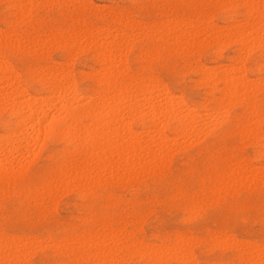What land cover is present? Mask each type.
I'll return each instance as SVG.
<instances>
[{"label": "rangeland", "instance_id": "374dc122", "mask_svg": "<svg viewBox=\"0 0 264 264\" xmlns=\"http://www.w3.org/2000/svg\"><path fill=\"white\" fill-rule=\"evenodd\" d=\"M17 5H25L27 9L14 7ZM236 5L252 8L238 10ZM257 13L261 18L264 0H0V45L4 42L0 47L3 49L0 62H8V72L14 73L12 76L15 75L18 83L13 88L6 84L0 86L3 103L0 104V137L16 129L14 118L7 110L8 102L16 97L25 100L28 95L48 98V84L42 79L50 75L52 69L64 67L71 73V89L81 95L77 94L78 98L87 99L72 104L74 112H79L83 104L104 89L88 76L101 70L99 44L117 37L116 45L120 44L117 54H121V59L113 66L119 67L122 74L115 77V86H132L137 99L141 98L140 104L145 106L137 105V100L131 102L140 106L137 110L140 114L127 121L130 132L141 138L139 151L143 157L146 145L152 146L154 154L160 151V145L165 148L159 156L161 165L154 158L149 161L144 158L148 165L133 161L126 171L122 168L123 176L114 167L104 178L92 176L85 183L86 187L78 188L67 170L78 171L86 166L84 152L72 149L63 140L59 134L62 128L42 138V142L37 141L38 146L30 143L33 156L23 157L26 161H22L21 167L25 168L14 163L10 177L0 180V260L11 259L15 264H75L87 258L86 245L93 248L99 245L100 252L104 250L100 241L108 240L111 233L115 238L121 235L127 245L137 243L148 250L158 248L160 251V248H173L176 243L183 242L186 246L180 255L189 254L195 259L191 264H240L241 259H260V244L264 241L261 211L264 209V177L262 180L250 177L252 180L244 181H237L236 177L239 170L248 175L256 169L255 174L264 169L263 143L246 130L250 126L260 130L264 127V43L258 44L262 40L258 38L264 34L260 32L264 25L260 18L258 20L259 15L255 16ZM252 24L263 28L257 31ZM242 28L260 34L253 33V38V34L247 31L245 34ZM189 29L197 34L190 36ZM211 31L221 32L212 34ZM236 32L239 37L234 34ZM126 33H130L129 37ZM218 34L222 35L216 36ZM232 35L235 37H230ZM247 50L251 52L248 54ZM121 61L122 67L119 66ZM64 70L62 74L66 73ZM222 75L243 76L249 92L237 91L232 98L234 101L221 102V90L226 86L220 80ZM150 82L156 83V87L162 84L164 87L157 90L175 96V104L182 101L183 105L178 103L177 106L180 109L196 112L199 118L194 128L197 132L191 129L197 135H190V130L184 131L177 126L165 112L162 95L159 98L162 116L157 119L158 128H153L144 117L149 95L154 96L157 91L149 86ZM139 92L144 97L139 96ZM56 100L54 98L50 103L53 105L46 107L50 108V115H56L55 107H59V100ZM220 108L222 112H215ZM158 136H162V141L155 139ZM116 154L119 152L112 156V162L123 157L130 159L128 156L133 152L121 154V157ZM163 155L167 156L164 161L160 160ZM238 211L242 213L239 219ZM110 256L107 253L108 259L114 258L120 264L145 262L143 257L132 253ZM163 259L166 264H177L170 256Z\"/></svg>", "mask_w": 264, "mask_h": 264}, {"label": "bare ground", "instance_id": "6f19581e", "mask_svg": "<svg viewBox=\"0 0 264 264\" xmlns=\"http://www.w3.org/2000/svg\"><path fill=\"white\" fill-rule=\"evenodd\" d=\"M35 1V0H33ZM250 1V0H249ZM252 1V0H251ZM263 2V0H262ZM35 3V2H34ZM55 3V2H54ZM246 4V3H245ZM251 4L250 2H248V5ZM254 4V3H252ZM259 4V3H257ZM11 6V5H10ZM261 4L259 5L258 9L260 8ZM26 8V7H25ZM24 8V9H25ZM249 8H252V7H249ZM248 8V10H249ZM27 9V8H26ZM253 9H256V8H253ZM252 9V10H253ZM247 10V11H248ZM262 10V9H261ZM260 10V11H261ZM29 11V10H27ZM250 11V10H249ZM263 11V10H262ZM248 14V13H247ZM15 15V14H14ZM254 15V14H252ZM259 15V13H257L255 16ZM264 15V13H263ZM15 16H18V15H15ZM128 16V15H127ZM262 16V15H261ZM252 18V17H251ZM255 18V17H254ZM260 15L258 17V20L260 21ZM174 19V18H173ZM207 19V18H206ZM210 20V19H209ZM256 20V21H258ZM177 21V20H176ZM184 21V20H183ZM255 21V20H254ZM164 22H166L164 20ZM172 22V21H171ZM181 22V21H180ZM186 22H189V21H186ZM196 22V21H195ZM247 22V21H246ZM262 23V21H260ZM124 23V22H123ZM175 23V22H174ZM185 23V22H184ZM211 23V22H210ZM189 23H187L188 25ZM198 24V23H197ZM246 24V23H245ZM130 25V24H129ZM159 25V24H157ZM179 25V24H178ZM191 25V24H190ZM211 25V24H209ZM236 25V24H235ZM244 25V24H243ZM253 27L255 29H257V31H260L259 29L263 28V27H258L256 28V25L255 24H252ZM255 25V26H254ZM174 26V25H173ZM180 26V25H179ZM194 26V25H193ZM231 26V25H230ZM242 26V25H241ZM249 26L251 25H248V28H250ZM263 26V25H262ZM142 27V26H140ZM159 28H161L160 26H158ZM171 27V26H170ZM175 27H178V26H175ZM190 27V26H189ZM225 27V26H224ZM232 27V26H231ZM239 27V26H238ZM245 27V26H244ZM100 28V27H98ZM126 28V27H125ZM130 28V26H129ZM201 28V26H200ZM221 28V27H220ZM219 28V30H220ZM235 28V27H234ZM241 28V27H240ZM132 29V28H130ZM140 29V28H139ZM205 29V27H204ZM237 29V28H236ZM235 29V30H236ZM246 29V28H245ZM264 29V28H263ZM261 29V34H263L264 32H262ZM86 30V29H84ZM102 30V29H100ZM99 30V31H100ZM118 30V29H117ZM120 30V29H119ZM184 30V29H183ZM190 30V36L192 35H196V34H192L191 32V29ZM228 30V29H227ZM240 30H243L242 32H249L250 30L253 31L252 27L250 28V30H244L243 28L240 29ZM240 30H238L240 32ZM90 30H88L87 32H89ZM93 31H96V30H93ZM103 31V30H102ZM157 31V30H155ZM186 31V30H185ZM209 31V30H208ZM206 31V33L208 32ZM223 31V29H222ZM250 34H253L255 33L257 36H259L258 34H260L259 32H252ZM117 32V31H116ZM131 32V31H130ZM151 32V31H149ZM178 32V31H177ZM198 32H199V28H198ZM202 32V31H201ZM204 32V31H203ZM214 31H211L210 33H212ZM221 31L219 32H215V33H212V34H216V33H220ZM228 32V31H227ZM231 32V31H229ZM233 32V31H232ZM240 32L239 34L242 35L243 33ZM247 32L245 34H247ZM93 33V32H92ZM102 33V32H101ZM136 33V32H135ZM180 33V32H179ZM205 33V34H206ZM238 32L234 33L236 34V37L240 36L239 34H237ZM76 34V33H75ZM107 34V33H106ZM128 34V33H126ZM130 34V33H129ZM129 34H128V37H129ZM186 34V33H184ZM224 34V33H222ZM222 34H218L216 36H219V35H222ZM229 34V33H228ZM244 34V35H245ZM249 34V35H250ZM255 34H253V38L255 36ZM108 35V34H107ZM132 35V34H131ZM178 35H181V34H178ZM199 35V34H198ZM197 35V36H198ZM231 35V34H230ZM69 36V34H68ZM165 36V35H164ZM201 36V35H199ZM204 36V35H203ZM215 37V35H212ZM245 36H248V35H245ZM252 36V35H251ZM264 36V34L262 35ZM2 37V36H1ZM109 37H112V36H109ZM174 37V36H173ZM230 37H235L234 35L230 36ZM21 38V37H20ZM52 38V37H51ZM76 38V37H75ZM185 38V37H184ZM225 38V37H224ZM224 38H221V39H224ZM249 38H252V37H248ZM179 39V38H178ZM181 39V38H180ZM209 39V38H208ZM226 39V38H225ZM256 39V38H255ZM259 39H262L261 37L258 38ZM2 40V39H1ZM7 40V39H6ZM34 40V39H33ZM66 40V39H65ZM69 40V39H68ZM106 40V39H105ZM112 41H108V43L106 42H101L99 44V53L101 55L98 56L101 60V63H102V67H101V70H99L97 73H90L88 76L92 79V81L94 80V82L97 84V85H100L101 87H103L104 89H102V91H99L97 93H95V98L94 99H89L87 102L86 101H83V102H86L85 104H83V108L79 111V112H74V110L72 109V104H74L76 101L79 103L80 101L82 100H87L86 98L85 99H81V98H78L80 97L81 95H79L78 93L75 94V91L71 89V83H70V79H71V73H68L67 71H65L64 67H60L59 69H55L52 71H50V75L47 74V77L46 78H43L42 80L44 81V84H48V98H42V96H38L39 98H35V97H32V96H27L26 97V93H24L25 95L24 96V99L25 97L27 99L25 100H20V97H16L12 100H10V103L8 102L7 105L8 106V111H10V116H12L14 118V124H15V127L16 129L14 131L11 132V134L9 133V135L7 136L6 134V137H4L2 135V137H0V180L1 179H5V178H8L10 177V174H11V165H13L14 163L20 167V168H25V167H21L22 165V161H23V157L24 156H33L32 155V152H31V146L29 145L31 143L32 146H38L36 145V142L37 141H41V139L43 138H46L48 136H51L54 133V125L55 124H62V131L59 133L60 136L63 138V140L67 141L68 144H70V146L72 147V149H79V150H82L84 152V167H81L79 168V170L77 171H73L71 172L70 170H67V174H70V177H71V181L75 184V186H78L79 187H83L85 186L86 182L89 181L91 179L92 176H94V178L96 179L95 176H97L98 178H104V176L107 174L106 172L108 171H111L114 169V167L119 171V173H121L120 171L123 170L122 168H124V171H126L125 169H127L129 166V164H131L133 161H137L136 164L138 163H144V158H148L147 160L149 161V159H155L159 162V156L163 154V151L165 150V148H161L162 145H160V151L157 153V154H154V152H151V148L152 146H145L144 150L145 151V157H143L142 155V152L139 151V148H140V141L139 139L141 138H138V137H135L131 132H130V129L127 125V121L129 120V118L131 117H136L137 114H140V112H138L137 110H140L138 107L140 106H137V105H141L140 102L141 98L140 99H137V96L135 93L134 94V89L132 90V86H126V87H123V88H119V87H116L115 86V77L118 76V73L122 74L121 72L118 71L119 67L117 66H113L114 64H118L120 62V53L119 55L117 54V51H119L117 48V45L118 47L120 46V44H117L118 43L116 40L117 37H113L111 39ZM184 40V39H183ZM199 40V39H197ZM206 40V39H205ZM228 40V39H226ZM47 41V40H46ZM96 41V40H95ZM202 41V40H201ZM245 41V40H244ZM242 40V42H244ZM251 41V40H250ZM262 40H259L258 41V44L261 42ZM10 42V41H9ZM97 42V41H96ZM180 42V41H179ZM204 42V41H203ZM221 42V41H219ZM249 42V41H247ZM252 42H255V41H252ZM4 43V42H2ZM1 43V45L3 46V44ZM37 43V42H36ZM48 43V42H47ZM115 43V44H114ZM197 43H199V41H197ZM250 43V42H249ZM262 43V42H261ZM260 43V44H261ZM264 43V42H263ZM97 44V43H96ZM257 44V43H256ZM257 44V45H258ZM0 45V47H2ZM7 45V44H6ZM16 45V43H15ZM42 45V44H41ZM25 46V45H24ZM31 46V45H29ZM244 46V45H243ZM32 48V47H31ZM30 48V49H31ZM53 48V46L51 47ZM246 49V48H245ZM250 49V48H248ZM255 49V48H254ZM2 48H0V54H2ZM43 50V49H42ZM85 50V49H84ZM244 50V48H243ZM11 51V50H10ZM72 51V50H71ZM240 51H242V49H240ZM7 52V51H6ZM79 52V51H77ZM125 52V51H124ZM246 52H248V54L251 52H249V50H247ZM33 53V52H32ZM73 53V52H72ZM178 53V52H177ZM71 54V53H70ZM98 55V54H97ZM244 55V54H243ZM242 55V57H244ZM264 56V55H263ZM238 57V56H236ZM92 58V57H91ZM235 59V58H234ZM238 59V58H237ZM236 59V60H237ZM70 60V59H68ZM66 60V61H68ZM123 60H124V57H123ZM235 60V61H236ZM238 61V60H237ZM71 63V61L69 62ZM68 63V64H69ZM122 63V61H121ZM240 63V62H239ZM66 64V63H65ZM97 64V63H96ZM122 65L124 66V64H120L119 66L122 67ZM10 65L5 63V61L3 62H0V86H4L3 84H6L10 87H12L13 85L14 86H17V81L16 79L14 78V76L10 75L9 74V70ZM204 66V65H203ZM228 66V65H227ZM233 66V65H232ZM9 67V68H8ZM199 67V66H198ZM196 66V68H198ZM229 67V66H228ZM235 67V66H234ZM230 68V67H229ZM38 69V68H37ZM235 69V68H234ZM238 69V66L237 68ZM241 69V68H239ZM13 70V69H11ZM66 72V73H63L62 72ZM202 70V69H201ZM200 70V71H201ZM205 70V69H204ZM221 70V68H220ZM230 70V69H229ZM123 71V70H122ZM227 71V70H226ZM232 71V69H231ZM242 71V70H241ZM13 72V71H12ZM220 72V71H219ZM234 72V71H233ZM48 73V72H47ZM209 73V72H208ZM236 73V72H235ZM41 74V73H40ZM73 74V73H72ZM204 74V73H203ZM202 74V75H203ZM211 74V73H210ZM213 74V72H212ZM223 74V73H222ZM240 74V73H239ZM17 76V75H16ZM211 76V75H210ZM214 76V75H213ZM228 77V78H227ZM227 77L225 75H222L220 77V80L225 83V87L223 88V90H221V102H224V100H231L235 94V92H242L244 90H246V88L248 87V85L245 83L246 81L243 79V76L240 77L239 75L238 76H234L232 78H229V76L227 75ZM38 78V77H36ZM73 78V77H72ZM201 78V76H200ZM204 78V77H203ZM202 79V78H201ZM206 79V78H204ZM263 79V78H262ZM113 80V82H112ZM153 81H154V78H153ZM110 82H112V84H110ZM155 82V81H154ZM262 82V81H261ZM260 82V84H261ZM264 82V81H263ZM143 84V83H142ZM148 84V83H146ZM145 84V85H146ZM258 83L256 82L255 84H252L253 85V88L255 85H257ZM141 85V84H140ZM153 86L154 88V91L157 90V89H162L160 86H162V84H159L160 86L156 87L154 85H157L156 83L154 84H149V86ZM251 85V86H252ZM19 86V85H18ZM134 86V85H133ZM260 86V85H259ZM8 87V88H10ZM74 87V86H73ZM72 87V88H73ZM164 87V86H162ZM2 88V87H0ZM13 88V87H12ZM152 88V87H151ZM152 88V89H153ZM252 89V87H250ZM11 89V88H10ZM23 88L21 87V90ZM13 90H16L15 87ZM20 90V89H19ZM15 91L18 93V91ZM142 90V89H141ZM140 90V91H141ZM166 90V89H165ZM133 91V92H132ZM137 91V90H135ZM233 91V92H232ZM255 91V90H254ZM258 91V90H257ZM22 92V91H20ZM25 92V91H23ZM147 92V91H146ZM165 93H162L161 90H157L154 94V96H151L149 95V102H148V106H147V109H146V113L144 115V117L152 123V126L153 128H158L159 126V119L158 117L162 116L161 114H159V112L161 113L162 109H161V106L162 105H159V101H160V97L162 95V101L166 107V111L168 113V115H170L171 118H173L176 122H177V126L180 127L182 130L186 131V130H190V135L195 133L196 134V130L194 128V124L195 122L197 121V118L198 115L196 114V112L194 111H191L192 109H187V105L183 106L185 107L186 109L185 110H182L180 109L178 106V103L175 104V102L177 101H173V100H176V99H173L175 96L172 95V97L170 96L171 94H169V96L167 95L168 93L166 91H163ZM246 92H249L246 90ZM245 92V93H246ZM11 93V92H10ZM15 93V94H17ZM125 93H129V94H125ZM149 93V92H148ZM162 93V94H161ZM167 93V94H166ZM14 94V93H13ZM12 94V95H13ZM14 94V95H15ZM23 94V93H22ZM77 94L79 95L77 97ZM239 94V93H238ZM19 95H21V93H19ZM47 95H44V96H47ZM142 95L141 92H139V96ZM18 96V95H17ZM21 96V97H23ZM91 96V95H90ZM143 96V95H142ZM141 96V97H142ZM148 96V95H147ZM164 96V98H163ZM244 96V95H243ZM32 97V98H31ZM37 97V96H36ZM41 97V98H40ZM85 97V96H83ZM82 97V98H83ZM93 97V96H92ZM144 97V96H143ZM242 97V96H241ZM56 98L59 100V107L56 108L55 107V111H56V115L55 114H52L50 115L48 113V110L50 109H46V107H50V105H53V104H50L52 102V100ZM91 98V97H90ZM181 98V97H180ZM237 98V97H236ZM11 99V97H10ZM145 99V98H143ZM179 99V98H178ZM56 100V101H58ZM80 100V101H78ZM138 101L136 102L137 105H133L131 104L132 101ZM140 100V101H139ZM236 100V99H235ZM240 100V99H239ZM248 100V99H247ZM55 101V100H54ZM146 102V100H144ZM179 101V100H178ZM232 101H234V99H232ZM2 102V99H0V104H3L1 103ZM181 104L183 103L182 101H180ZM231 102V101H229ZM228 102V103H229ZM53 103V102H52ZM57 103V104H58ZM134 103V104H136ZM139 103V104H138ZM233 103V102H232ZM55 104V105H57ZM144 104V103H143ZM142 104V105H143ZM147 104V103H146ZM180 104V103H179ZM180 104V105H181ZM141 105V106H142ZM183 105V104H182ZM181 105V106H182ZM2 106V105H0ZM58 106V105H57ZM135 106V107H134ZM137 106V107H136ZM143 107H145L143 105ZM228 106H226L227 108ZM53 108V106H52ZM138 108V109H137ZM191 108V107H190ZM1 109V107H0ZM3 109V107H2ZM184 109V108H183ZM223 109V108H222ZM229 109V108H227ZM189 110V111H188ZM225 110V109H223ZM4 111V110H2ZM144 111V110H143ZM212 111V110H211ZM216 111H221V108L219 110H215ZM54 112V111H53ZM145 112V111H144ZM144 112H141V113H144ZM219 112V113H221ZM227 112V111H225ZM209 113V112H208ZM214 113V111L212 112ZM223 114V113H222ZM201 115V114H200ZM204 115V114H203ZM206 115V114H205ZM217 114H215L214 116H216ZM225 115V114H224ZM55 117V120L54 118ZM167 117V116H166ZM210 117V116H209ZM213 118V117H212ZM215 118V117H214ZM81 119H87L88 120V124L87 125H84V124H81ZM158 119V120H157ZM163 119V117H162ZM168 119V118H166ZM221 120V119H220ZM224 120V119H223ZM263 120V119H262ZM158 121V122H156ZM164 122V121H162ZM198 122V121H197ZM215 122V121H214ZM208 123V122H207ZM217 123V122H216ZM219 123V122H218ZM210 124V123H208ZM163 125V124H162ZM212 125V124H211ZM198 127V126H197ZM215 127V126H214ZM152 128V127H151ZM195 130L196 132L192 131V129ZM204 128V127H203ZM153 129V130H154ZM147 130V129H146ZM157 130V129H156ZM160 130V128H159ZM158 130V131H159ZM199 130V129H197ZM206 130V129H205ZM210 130V129H209ZM208 130V131H209ZM247 132L252 134L254 137L255 136H258V138L262 141L263 143V146H264V133L261 132V130L259 129V127L257 126H250L248 128H246ZM143 131V130H142ZM149 131V130H148ZM152 131V130H151ZM184 131H180L181 133L184 132ZM137 132V131H136ZM145 132V131H144ZM153 132V131H152ZM162 132V131H160ZM179 132V133H180ZM156 133V132H155ZM158 132L155 134L157 135ZM184 134V133H183ZM200 134H203V130ZM140 135V134H139ZM154 136V135H153ZM165 136V135H164ZM156 137V136H154ZM152 138V137H150ZM162 138V136H158V138H155V139H160ZM164 139V138H163ZM173 139V138H172ZM175 139V137H174ZM173 139V140H174ZM147 140H149L147 138ZM161 140V139H160ZM169 140V139H168ZM255 140V139H254ZM150 141V140H149ZM162 141V140H161ZM165 141H166V138H165ZM42 142V141H41ZM148 142V141H147ZM170 142V141H168ZM174 142V141H173ZM155 143V142H154ZM160 143V142H159ZM165 143V142H163ZM39 144V143H38ZM148 144H151V143H148ZM166 145V143H165ZM163 145V146H165ZM175 145V144H174ZM158 146V145H157ZM173 148V147H171ZM170 148V149H171ZM164 149V150H163ZM140 150H143V149H140ZM143 150V151H144ZM158 150V149H157ZM167 150V148H166ZM119 152V154H116V155H119L120 157L122 156L121 154H128L133 152V155H123V156H128L130 159L128 158H125L123 157L121 160L118 159L117 162H112L113 159H112V156L116 153V152ZM168 151V150H167ZM31 152V154H30ZM16 154V157L14 158V155ZM168 154V153H167ZM115 155V156H116ZM114 156V157H115ZM164 156V158H163ZM161 156L162 159L160 160H163L165 159L167 156L166 155H163ZM11 157V158H10ZM118 157V156H117ZM115 157V158H117ZM8 158V159H7ZM25 158V157H24ZM10 159V160H9ZM27 159V158H26ZM134 159V160H132ZM120 160V161H119ZM26 161V160H24ZM23 161V163H24ZM119 161V162H118ZM148 161H146V165H148ZM164 161V160H163ZM162 161V162H163ZM29 162V161H28ZM157 162V163H158ZM86 163V164H85ZM134 164V163H133ZM132 164V165H133ZM150 164H151V161H150ZM156 164V163H154ZM24 165V164H23ZM116 165H118L116 167ZM135 165V164H134ZM133 165V166H134ZM140 165V164H138ZM136 165V166H138ZM159 165L160 162H159ZM158 165H156L157 167ZM164 166V165H163ZM255 166V165H253ZM27 167V166H26ZM121 167V168H120ZM140 167V166H139ZM235 167V166H234ZM62 168V167H61ZM120 168V169H119ZM145 168L144 167V171H145ZM152 168V166H151ZM243 168V167H242ZM241 168V169H242ZM133 169V168H132ZM136 169V167H135ZM134 169V170H135ZM139 170V168H137ZM238 169V168H237ZM236 169V170H237ZM249 169V168H247ZM20 170V169H19ZM22 170V169H21ZM74 170V169H73ZM142 170V169H141ZM150 170V169H148ZM153 170V169H152ZM155 170V169H154ZM257 170V169H256ZM255 170V171H256ZM140 171V170H139ZM250 171V170H249ZM253 171V170H252ZM255 171H253L252 173L250 174H245L244 171H238L236 174V177H238L237 181H244L246 179H250V177H254V178H261L260 180H262L264 177V169L261 170V171H258L256 174H255ZM117 172V171H116ZM136 172V171H134ZM142 172V171H141ZM140 172V173H141ZM18 173V172H16ZM152 173V172H151ZM110 174V173H109ZM125 174V172H124ZM129 174H131L129 172ZM138 174V173H137ZM116 175L115 173L113 174V176ZM121 175L123 176V174L121 173ZM125 175H128V174H125ZM144 175V174H143ZM112 176V175H111ZM117 177V176H116ZM68 180H70L69 178H67ZM10 180V179H9ZM107 180V179H106ZM252 180V179H250ZM248 180V181H250ZM103 182V181H101ZM231 182V181H229ZM100 183V182H98ZM237 183V182H236ZM249 183V182H248ZM63 184V183H62ZM234 184V183H233ZM233 186V185H232ZM70 187V186H69ZM68 187V188H69ZM86 187V186H85ZM59 189V188H58ZM57 189V190H58ZM83 194V193H82ZM5 195V194H4ZM58 198V197H57ZM117 230V228L115 229V231ZM142 230V229H141ZM114 231V230H113ZM132 231V230H131ZM100 232V231H99ZM103 232V231H102ZM119 232V231H118ZM121 232V231H120ZM111 233V231L109 232ZM126 234L128 232H125ZM131 233V232H129ZM102 234V233H101ZM121 234H124V233H121ZM109 235V234H108ZM131 235V234H130ZM129 235V236H130ZM99 236V235H98ZM111 236L112 233H111ZM111 236H108L110 237L108 240H105V241H100L102 247H105V245H107V248H108V254H109V257H112L110 256V254L113 255L114 257V254L115 253H118V254H122V253H125V254H129V253H132V255L134 256H140V257H143L144 258V264H166V260L164 261L163 258H167L170 256V258H172V260H175V261H179V262H182V264H191V256L189 254H182L180 255V253H182L184 250V246H186L183 242H178L174 245L173 248H170V247H163V248H160L161 250L159 251L158 248L157 250H153V249H146V248H142V247H146L145 245H143L141 247L140 244H137V243H131V244H128L126 243L125 240L122 239L121 235L118 237V238H115V237H111ZM230 236V235H229ZM227 236V237H229ZM3 237V236H2ZM121 237V238H120ZM126 237V235L124 236ZM223 237V236H221ZM179 238V237H178ZM224 238V237H223ZM13 239V238H12ZM37 239V238H36ZM125 239V238H124ZM186 239V237H185ZM190 239V238H189ZM193 239V238H192ZM218 239V237H217ZM220 239V238H219ZM229 239V238H228ZM10 240V238H9ZM24 240V239H23ZM214 240V239H213ZM223 240V239H221ZM231 240V239H230ZM21 241V240H20ZM29 241V240H28ZM70 241V240H69ZM92 241V240H91ZM135 241V240H133ZM194 241V240H192ZM228 241V240H227ZM4 242V241H3ZM18 242V241H17ZM51 243V242H50ZM94 243V242H93ZM92 243V244H93ZM139 243V242H138ZM188 243V241H187ZM193 243V242H192ZM21 244V243H20ZM76 244V243H75ZM196 244V243H195ZM220 244V243H219ZM222 244V243H221ZM153 245V244H152ZM164 245V244H163ZM168 245V244H167ZM155 246V245H154ZM194 246V245H192ZM10 247V246H8ZM195 247V246H194ZM7 248V247H6ZM151 248V247H150ZM186 248V247H185ZM30 249V248H29ZM34 249V248H33ZM31 249V250H33ZM81 249V248H79ZM130 249V250H129ZM15 250V249H14ZM188 250V249H186ZM190 251V250H189ZM11 252V251H10ZM104 250H101L100 254L103 253ZM14 253V252H13ZM16 253V252H15ZM18 253V252H17ZM105 253V252H104ZM20 255V254H19ZM192 255V254H191ZM6 256V255H5ZM4 256V257H5ZM117 256V255H116ZM12 257V255H11ZM17 257V256H16ZM21 257V256H20ZM18 257V258H20ZM29 257V255H28ZM24 258V257H23ZM117 258H120L119 256ZM122 258V257H121ZM114 259V258H112ZM137 259V258H136ZM247 259H250V260H255V261H259L260 259H256V257H250V258H247ZM22 260H25V259H22ZM111 260V259H110ZM121 260V259H120ZM195 260V259H194ZM192 260V261H194ZM122 261V260H121ZM140 261V260H139ZM142 261V260H141ZM22 263V262H21ZM19 264V263H18ZM143 264V263H142Z\"/></svg>", "mask_w": 264, "mask_h": 264}, {"label": "snow or ice", "instance_id": "6c2138e0", "mask_svg": "<svg viewBox=\"0 0 264 264\" xmlns=\"http://www.w3.org/2000/svg\"><path fill=\"white\" fill-rule=\"evenodd\" d=\"M14 7H19L21 9H23L26 6L25 5H17ZM235 7L238 10H240L243 8H247L249 6L248 5H236ZM261 21H262V25H264V15H262ZM262 42H264V36H262ZM53 118L55 120V117H53ZM81 123L84 125H87L88 120L84 119L81 121ZM61 128H62V125L55 124L54 125V133L59 132L61 130ZM261 131H264V127H262ZM261 211H262V214H264V209H262ZM240 215H242V213L238 211L236 213L237 219H239ZM5 250L7 252V249H5ZM84 252H85V255L87 258L77 260L75 262V264H120V262L115 260V259L110 260L107 258V252H108L107 245H105V247H104V252H105L104 256H101V254H100L99 245H97L96 248H93L90 245H86ZM260 257L261 258L258 262L255 260H250V259H241L240 264H264V241H261V244H260ZM0 264H15V262L11 259H5V260H0ZM177 264H182V262L178 261Z\"/></svg>", "mask_w": 264, "mask_h": 264}]
</instances>
